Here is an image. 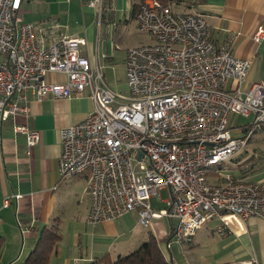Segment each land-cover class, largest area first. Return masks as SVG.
<instances>
[{"label": "built area", "instance_id": "built-area-1", "mask_svg": "<svg viewBox=\"0 0 264 264\" xmlns=\"http://www.w3.org/2000/svg\"><path fill=\"white\" fill-rule=\"evenodd\" d=\"M22 2L0 0V121L26 117L28 96L41 102L89 92L93 110L60 130L58 158L61 179L87 183L88 225L137 210L144 227L175 220L170 244L189 246L198 230L213 224L224 238L243 232L249 217L264 220V182L215 169L239 156L264 127V83L247 82L250 62L234 57L230 45L212 42L201 15L175 12L156 0L140 2L134 20L152 43L127 50L128 91L121 95L106 86L102 68L79 53L84 39L55 35L57 25L22 22ZM104 2H87L97 20ZM263 39L259 28L252 40ZM49 74L65 81L51 83ZM233 115L252 121L239 127ZM237 128L240 138L231 135ZM13 131L25 136L28 149L40 142L39 132L26 125ZM161 190L168 195L165 208L155 211L150 200Z\"/></svg>", "mask_w": 264, "mask_h": 264}, {"label": "crops", "instance_id": "crops-1", "mask_svg": "<svg viewBox=\"0 0 264 264\" xmlns=\"http://www.w3.org/2000/svg\"><path fill=\"white\" fill-rule=\"evenodd\" d=\"M87 2L89 0H23L18 17L24 23L46 28L57 25L55 35L84 39L85 45L79 53L88 59L90 66L102 68L103 80L113 91L106 80L108 70L111 77L120 68L125 78L126 52L143 42L137 39L115 60L109 41L104 46L103 37L110 33V27L118 25L124 35L128 32V23L131 19L134 22L136 2L105 0L99 20L96 10ZM193 2L187 5L192 13L205 19L211 41L216 45H230L234 57L250 62L247 82L264 83V39L259 43L252 40L259 28L264 29V0ZM141 35L134 31L132 36L140 38ZM47 79L51 83L65 81L61 74H49ZM28 97L26 117L0 121V236L5 240L0 264H24L44 228H54L60 236L49 264H75V261L84 264L102 256L113 260L136 250L133 243L128 244V238L143 237L134 231L127 238L119 239L124 234L119 222L122 217L93 227L87 225L90 208L87 183L85 190L73 194L71 183L59 175V132L82 122L92 112L89 92L67 99L48 96L41 102ZM21 124L39 132L37 145L28 149L25 136L14 133L13 126ZM262 172L260 179L264 182ZM239 179L246 180L242 176ZM4 199L9 200L7 207H3ZM152 224L156 241L165 244L171 264H185L182 257L187 264H264V220L259 217L245 219L239 235L219 237L214 232V224L198 230L189 246L170 244L172 229L168 235L163 223L152 221ZM116 244L120 250L114 253Z\"/></svg>", "mask_w": 264, "mask_h": 264}, {"label": "rangeland", "instance_id": "rangeland-1", "mask_svg": "<svg viewBox=\"0 0 264 264\" xmlns=\"http://www.w3.org/2000/svg\"><path fill=\"white\" fill-rule=\"evenodd\" d=\"M116 7H118V4H116ZM171 7L175 12H179V13H192L193 12L191 8L186 7L184 5L178 6L174 4ZM104 8H105V5H104ZM126 14H127V17L130 16L129 11ZM134 22L131 19V22L128 23L129 30L125 35L120 25H118L115 28L110 27V33H108V35H105L103 37L104 46H107L106 42L109 41V44L112 47L114 55H115V60H117V58L121 55V53L126 48L131 47L132 44H134L137 41V39H141L143 42V45L152 43V40L148 36V34L140 31L138 27L136 28L137 26L136 21L134 20ZM134 31L140 32L142 34L141 37L140 38L133 37L132 35ZM104 50H106V47L104 48ZM122 75L123 73L120 68L118 69V71L114 72L111 75V77H110V71L108 70L106 80L114 92H116L117 94L126 95L128 89L126 87L125 78H123ZM251 121H252L251 117L245 118L240 115L232 116V122L233 123L235 122L237 126L239 127L250 124ZM231 135L235 138H240L243 136V132L241 129L237 128L236 130L231 131ZM215 169H218L221 174L234 175V177L236 178H239L240 176H242L246 178L247 181H253V182L262 181L260 177L263 176L261 172L264 169V127L261 129H256L253 132L252 136L250 137L247 143L246 148L239 156H237L233 160H230V161H227V162H224V163H221L215 166ZM262 173H264V171ZM65 181L66 182L69 181L71 183L73 194H75L78 191H83L86 189V181L81 177L65 178ZM167 197L168 195L165 190L159 191V193L155 197L151 198L150 200L152 208L155 211L165 208V204L162 201H165ZM84 199L86 201L87 197L85 196ZM72 200H73V197H72ZM119 222L121 223V227L124 232V234L121 237H119V239L127 238L129 233L133 234L134 231L140 237L141 236L143 237V238H140L139 240L132 239V236L128 238V244L133 243V247H134L133 249H138V247H140V245L144 241L148 240L149 235H152L154 239L156 240L154 225L151 222L147 227L142 226L138 221L137 210L131 211L127 213L126 215H123L122 218L119 220ZM153 222L163 223L162 226L164 227L168 235L171 232V229L174 226H176L175 220H168L167 218L154 220ZM157 244L159 248L162 250V253L164 254L165 258L168 260V262H170L168 251L165 248V244L163 243V241H158ZM119 250H120L119 244H116V246L113 249L114 253L118 252ZM184 257H186V255H184ZM182 259H183V262L187 264L186 259H184L183 257Z\"/></svg>", "mask_w": 264, "mask_h": 264}, {"label": "trees", "instance_id": "trees-1", "mask_svg": "<svg viewBox=\"0 0 264 264\" xmlns=\"http://www.w3.org/2000/svg\"><path fill=\"white\" fill-rule=\"evenodd\" d=\"M136 2V8L140 2L144 0H134ZM164 5L172 6L174 4L189 7L187 4H193L197 0H156ZM192 4V5H193ZM60 236L54 228H44L38 237L35 249L24 261V264H49V259L52 252L58 246ZM4 238L0 236V254L4 245ZM84 264H171L168 262L159 248L156 240L152 235H149L148 240L144 241L138 249L124 255L118 256L113 260H110L108 256H102L95 258L90 262Z\"/></svg>", "mask_w": 264, "mask_h": 264}]
</instances>
